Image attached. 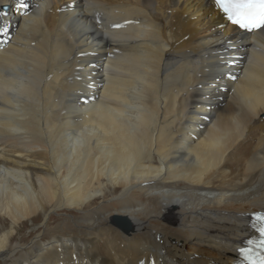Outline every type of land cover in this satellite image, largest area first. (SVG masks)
Returning a JSON list of instances; mask_svg holds the SVG:
<instances>
[{"label": "bare ground", "instance_id": "obj_1", "mask_svg": "<svg viewBox=\"0 0 264 264\" xmlns=\"http://www.w3.org/2000/svg\"><path fill=\"white\" fill-rule=\"evenodd\" d=\"M36 5L0 51V264L233 263L264 211V28L227 88L211 0Z\"/></svg>", "mask_w": 264, "mask_h": 264}, {"label": "rangeland", "instance_id": "obj_2", "mask_svg": "<svg viewBox=\"0 0 264 264\" xmlns=\"http://www.w3.org/2000/svg\"><path fill=\"white\" fill-rule=\"evenodd\" d=\"M63 215H59V216H55L56 218H61ZM42 223H41V221L40 220H38V221H34V222H31V223H27L26 224V226L24 227V229H23V232H22V234H27L28 232H30V231H32L33 229H38V227H40V225H41ZM37 240H38V242H41V241H43V246L45 247V246H49L51 243H52V241L51 240H47L46 238H45V236H44V234L42 233V234H40V236H39V238H37ZM47 246V247H48Z\"/></svg>", "mask_w": 264, "mask_h": 264}, {"label": "water", "instance_id": "obj_3", "mask_svg": "<svg viewBox=\"0 0 264 264\" xmlns=\"http://www.w3.org/2000/svg\"><path fill=\"white\" fill-rule=\"evenodd\" d=\"M112 223L117 227L122 233L128 234L131 230L129 222L122 217L115 216L112 218Z\"/></svg>", "mask_w": 264, "mask_h": 264}]
</instances>
